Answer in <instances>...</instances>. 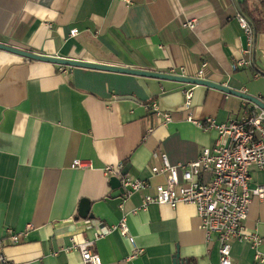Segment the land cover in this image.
I'll return each mask as SVG.
<instances>
[{
	"label": "crops",
	"instance_id": "crops-1",
	"mask_svg": "<svg viewBox=\"0 0 264 264\" xmlns=\"http://www.w3.org/2000/svg\"><path fill=\"white\" fill-rule=\"evenodd\" d=\"M242 11L262 25L250 53L236 19ZM192 18L195 27L184 26ZM0 42L46 56L191 77L207 63L204 79L264 100V0H0ZM241 59L253 66L239 65ZM191 87L188 110L183 105ZM154 102L171 113L170 122L151 108ZM255 105L206 85L65 66L0 49V238L6 256L15 264H83L73 244L92 240L102 264H178V255L181 264H220L217 236L206 237L194 205L140 207L144 195L165 182L151 170L161 164L157 156L177 164L214 146L217 132L189 117L229 122ZM75 160L90 166L74 167ZM119 163L150 182L123 208L106 170ZM210 177L205 172L201 179ZM250 185L264 187V171L253 167ZM83 200L93 216L81 215ZM124 215L135 243L117 229L97 236ZM245 227L260 234L264 255V200L257 196ZM8 230L27 234L14 242ZM136 248L143 252L133 256ZM254 253L250 243L236 240L232 262L264 264Z\"/></svg>",
	"mask_w": 264,
	"mask_h": 264
},
{
	"label": "built area",
	"instance_id": "built-area-1",
	"mask_svg": "<svg viewBox=\"0 0 264 264\" xmlns=\"http://www.w3.org/2000/svg\"><path fill=\"white\" fill-rule=\"evenodd\" d=\"M236 19L247 37L250 53L256 38V30L251 21L242 13L238 12ZM197 20L192 18L184 23V26L195 27ZM77 29L72 30L75 35ZM239 65L253 66L248 59H241ZM204 63L197 72L196 78H205ZM186 72L181 75H186ZM262 71H258L259 76ZM193 99V88L185 90L184 108L191 109ZM158 116L164 118V122L171 121V113L159 109L154 102L151 106ZM198 127L204 130H215L217 139L212 147L203 148L200 156L195 160L172 164L164 153L158 158L161 164L155 162L151 166L154 175H163L165 182L155 186L154 193L144 195L141 209H146L150 204H169L175 208L179 203H188L195 206L201 226L205 230L206 237L210 239L214 234L219 242L220 264H233L232 247L236 240L248 242L254 250V261L264 263V255L260 251L263 242L257 232H248L245 221L248 217L249 206L253 197L257 196L264 200V187L251 186V170L256 167L264 171V109L255 105V109L248 112L241 119H233L229 122H219L214 117L204 120L189 117ZM74 167L85 168L89 163L75 160ZM123 163L107 167V173L119 175L124 192L121 195L123 203L137 192H142L150 187L149 180L134 177L129 174L123 175L121 171ZM210 174V179H201L204 173ZM30 227V226H29ZM117 229L132 243L127 216L124 215L119 224L105 226L97 236H102ZM11 239L16 242L27 232H14L8 230ZM4 241L0 238V264H15L4 252ZM94 241L85 240L82 243L73 244L83 258V264H102L101 257L94 252L92 245ZM137 252H143L136 248Z\"/></svg>",
	"mask_w": 264,
	"mask_h": 264
},
{
	"label": "water",
	"instance_id": "water-1",
	"mask_svg": "<svg viewBox=\"0 0 264 264\" xmlns=\"http://www.w3.org/2000/svg\"><path fill=\"white\" fill-rule=\"evenodd\" d=\"M0 49L8 50V51L20 54L30 59L52 62V63L65 65V66H81V67L97 68V69H104V70H112V71H119V72H124V73L140 75V76H147V77H154V78H160V79L176 80V81L192 83V84L206 85L209 87L217 88L219 90H222L230 94L240 96L244 99H247L255 103L256 105L264 109V100L261 97L254 96L252 94L247 93L246 91L237 90L229 86H226L224 84H219V83H216V82L204 79V78H196V77H191V76H186V75L172 74V73H165V72H156L152 70H143V69L130 68V67H125V66L111 65V64L86 62V61L71 59L67 57L46 56L43 54L31 52L30 50L16 47L11 44L4 43V42H0ZM128 172H129L128 166H126L125 169L121 172V174L126 175L128 174ZM111 184L113 188L117 190L114 196H120L123 194L124 189L121 184V178L119 175H114L111 177ZM90 207H91L90 203L87 200H83L82 212H81V215L83 217L93 216V214H90ZM176 263L181 264V258L179 257V255L177 257Z\"/></svg>",
	"mask_w": 264,
	"mask_h": 264
},
{
	"label": "trees",
	"instance_id": "trees-1",
	"mask_svg": "<svg viewBox=\"0 0 264 264\" xmlns=\"http://www.w3.org/2000/svg\"><path fill=\"white\" fill-rule=\"evenodd\" d=\"M242 13L244 14V11H242ZM244 15H245V14H244ZM245 16H246V15H245ZM246 17H247V16H246ZM249 20H250L251 23L253 24L255 30H259V29L262 27V25L260 26V24H258L256 21L251 20V19H249Z\"/></svg>",
	"mask_w": 264,
	"mask_h": 264
}]
</instances>
